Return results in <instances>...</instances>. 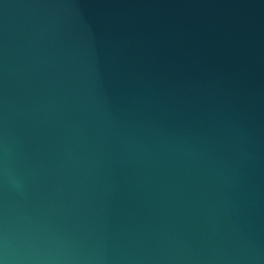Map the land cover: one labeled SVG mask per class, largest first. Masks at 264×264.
<instances>
[{
	"label": "water",
	"instance_id": "obj_1",
	"mask_svg": "<svg viewBox=\"0 0 264 264\" xmlns=\"http://www.w3.org/2000/svg\"><path fill=\"white\" fill-rule=\"evenodd\" d=\"M0 264H264V0H0Z\"/></svg>",
	"mask_w": 264,
	"mask_h": 264
}]
</instances>
